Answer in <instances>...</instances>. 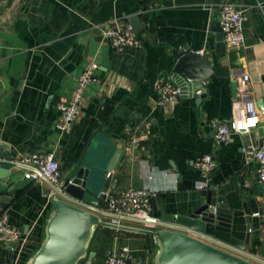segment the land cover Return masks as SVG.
Instances as JSON below:
<instances>
[{
  "label": "crops",
  "instance_id": "0c3cea01",
  "mask_svg": "<svg viewBox=\"0 0 264 264\" xmlns=\"http://www.w3.org/2000/svg\"><path fill=\"white\" fill-rule=\"evenodd\" d=\"M224 2L248 10L244 57L238 56V62L250 74L253 106L263 125L264 0H0V144L8 146L10 160L53 152L64 179L89 162L99 172L96 194L148 190L155 200L151 214L162 220L191 214L202 191L216 189L232 211V236L264 261V187L258 165L241 155L242 146L260 140V128L225 144L211 127L231 116L236 70L228 54L242 50L228 52L223 46L217 53ZM132 16L143 26L137 31L139 42L118 52L102 40L100 29L130 23ZM179 50L208 57L213 75L207 96L198 100L190 93L174 104H159L155 83L171 75ZM92 61L99 65L97 80L70 133L62 135L55 128L58 107L72 98L77 79ZM135 137L144 138V152L134 147ZM207 154L216 167L201 190L196 163ZM13 182L12 191L0 192V216L6 212L24 240L15 247L0 246V264H28L46 237L52 188L25 180L23 170L8 184ZM124 226L141 228L133 222ZM112 235L111 248L130 246L134 264H155L150 237L117 230Z\"/></svg>",
  "mask_w": 264,
  "mask_h": 264
},
{
  "label": "water",
  "instance_id": "95a60500",
  "mask_svg": "<svg viewBox=\"0 0 264 264\" xmlns=\"http://www.w3.org/2000/svg\"><path fill=\"white\" fill-rule=\"evenodd\" d=\"M132 27L139 31L142 23L138 16L129 19ZM217 53L224 46L225 34L220 23L217 26ZM238 56L244 51L228 54L230 67L242 70ZM213 75L210 61L205 54L192 51H178V60L171 73L172 80L190 90L192 96L201 100L207 96V81ZM237 96V85L233 82ZM201 90L202 94H195ZM184 96H188L186 93ZM183 96V97H184ZM263 127V128H262ZM259 136L264 137V124L259 126ZM262 128V129H261ZM0 192H10L14 182H8L19 173L16 164L10 160L9 148L0 144ZM122 151L115 153L108 172L116 165ZM83 163L72 183L65 181L60 189L52 188L53 212L46 228V237L39 250L28 264H81L92 263L96 253L90 251L91 242L99 228L126 231L148 236L152 249L156 250L155 264H264V261L248 254L246 245L232 236V211L216 189L202 191L199 207L187 216L168 215L156 228H133L115 226L101 219L99 210L103 193L96 194L99 175L97 166ZM264 187V185H263ZM9 202V198H2ZM152 204L155 200L152 198ZM15 247L16 244H11Z\"/></svg>",
  "mask_w": 264,
  "mask_h": 264
},
{
  "label": "built area",
  "instance_id": "2783aa9c",
  "mask_svg": "<svg viewBox=\"0 0 264 264\" xmlns=\"http://www.w3.org/2000/svg\"><path fill=\"white\" fill-rule=\"evenodd\" d=\"M220 26L225 34L224 46L226 50L233 51L244 48V23L248 20V10L240 6L224 2L219 6ZM101 38L109 41L118 52H125L133 48L139 42L138 32L130 23H124L115 27L101 28ZM203 55V52H199ZM99 65L92 61L83 70L77 79L72 98L58 107V118L55 128L60 134H69L73 124L81 114L86 102L88 88L96 82ZM233 82L237 85V96L233 103L232 113L228 120L215 121L212 129L216 139L220 143L228 144L235 135H249L258 129L262 120L258 109L253 106L250 74L244 70H236L233 74ZM155 95L159 104H174L184 94H192L176 84L171 75L163 76L155 83ZM201 95L202 91H196ZM143 137H135V148H142ZM241 155L245 162H255L258 165V181L264 185V137L258 142L250 141L241 147ZM19 170L24 171L27 181L37 183L47 182L60 189V186L68 180L64 179L59 163L53 152H34L26 155L22 160L14 162ZM216 167V161L212 155L201 157L196 168L199 170L203 184L199 189L206 188L209 177ZM107 177H110L108 173ZM104 203L99 207L102 214L107 216L108 223L115 226H124V222H133L141 226V229L156 228V225L165 222L152 216L151 202L154 194L145 189H129L119 192L103 191ZM260 214H256L259 216ZM24 236L21 230L11 225L9 216L4 212L0 216V246L23 243ZM133 249L127 245H115L105 254L104 264H134Z\"/></svg>",
  "mask_w": 264,
  "mask_h": 264
},
{
  "label": "trees",
  "instance_id": "16d2710c",
  "mask_svg": "<svg viewBox=\"0 0 264 264\" xmlns=\"http://www.w3.org/2000/svg\"><path fill=\"white\" fill-rule=\"evenodd\" d=\"M113 241H114V236L112 235L111 229H107V228L98 229L91 242V247H90L91 248L90 251L96 253L93 264H104L105 254L111 248Z\"/></svg>",
  "mask_w": 264,
  "mask_h": 264
}]
</instances>
